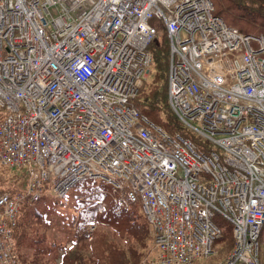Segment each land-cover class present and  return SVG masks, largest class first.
Listing matches in <instances>:
<instances>
[{"label": "bare ground", "instance_id": "6f19581e", "mask_svg": "<svg viewBox=\"0 0 264 264\" xmlns=\"http://www.w3.org/2000/svg\"><path fill=\"white\" fill-rule=\"evenodd\" d=\"M101 1L114 4L115 13H106L104 8L99 7L90 20L98 23L103 19L104 25L98 28L97 35L110 37L112 44L116 46L123 41L121 31L128 27L125 15L119 13L126 2L143 3V6L139 7L143 10L136 14L140 16L141 29L149 33H153L154 30L156 33L164 32L162 38L166 39L169 47L171 35L168 32V24L175 22L178 25V29L175 30L178 32L176 35L182 37L177 48V53L181 57L199 49L201 45L196 36L183 32L186 29L192 30V23L197 22L201 12V0L192 2L182 0ZM33 18V12L26 15L22 8H18L15 10L12 22V28H18L27 39V47L31 49L29 59L38 64L31 70V73L36 74L27 82L34 77H42L45 64L50 57L49 54L54 48V45L46 39L44 32L31 30L30 23ZM64 21L61 42L69 47L74 43L75 33L81 26H75V21L68 18ZM190 21L192 23H189ZM226 24L235 32L250 35L241 32L227 22ZM198 28L205 32L208 24H199ZM158 38L159 36L155 35L147 47L150 56L147 67L151 71L153 70V59H151L150 46L157 42ZM162 38H159L160 41ZM39 39H43L44 43L35 49V43ZM75 52L72 49L69 54L76 57ZM206 53L207 51H201L199 56H204ZM114 56L115 54L110 55V57ZM96 59H99V55ZM193 60L194 58L190 59V61ZM182 62L185 61L179 63ZM17 63L18 60H15L14 65L7 63L0 66V123L9 118L14 121L20 120L30 112L36 113L47 121L50 117L48 101L37 98L35 92L28 86L17 84L14 81L15 76H19L18 73L14 74ZM82 64L84 72L87 73L91 66L85 62ZM126 70V77L115 83L104 78L103 72L87 75L93 88L102 91L103 99L91 104L81 101L77 112L79 123L76 129L82 130L86 125L91 136H83V139L87 143L94 142L98 149L96 160L86 166L91 181L90 188L94 192L93 195L97 196L96 215L93 218L92 228L96 229V226L100 225L101 218L108 216L105 209L108 208L107 200H111L112 205L120 210L134 211L149 229L153 247L141 256L142 260H139L138 264H184L187 259L198 258L202 259L190 261L189 264H199L200 261L206 262L205 264H262V245L256 248V241L250 238L249 234L231 231L230 236L235 239L231 248H222L224 244L221 242L224 228L233 229L234 222L249 224L250 214L248 210H245L246 207H258L259 215L264 214V156L256 158V162L260 165H251L253 177L250 182L260 180V185L246 184L250 189L257 187L256 195L244 200L238 197L236 201H233V197L237 196L234 193L233 176L238 173L239 179H249L250 174L244 172L243 169L235 171L240 167V161L235 157L236 137L231 135V132L236 131L239 137L248 138L256 132L243 123L244 117L238 113L237 109L241 101L235 103L229 122L220 120L222 104H219L207 117L190 118L185 122L177 119L178 128L167 129L161 122L151 120L138 107V101L148 76L142 74L136 67H128ZM175 74L176 72H173L168 75L166 80V103L172 112L173 103L170 92L175 86ZM200 83L201 80L197 77L189 81L190 101L187 105L193 104L194 110L197 109L201 99L213 94L198 90ZM137 84H140L138 93H134ZM93 107L96 108V112L91 115L90 110ZM241 112L246 113L243 109ZM198 127L201 128L200 131H196ZM87 131L82 130L85 134ZM142 133H146L141 139L142 142L136 147H131L130 141L140 138ZM26 139L30 140V133L26 134ZM240 142L244 145L247 140L242 139ZM165 144L168 145L165 146ZM165 152L168 154L163 159L155 163L149 161L153 154L162 156ZM18 156L19 150L13 148L0 157V165L17 172L20 169L16 166ZM126 171L135 173V183L146 188L148 195H135L130 192L129 187H123L118 176ZM39 177L38 171L28 174L26 186L36 184L34 180ZM110 182L116 185L115 190L108 184ZM0 192L6 191L0 190ZM21 194L28 195L26 191ZM83 196L84 194L80 195L81 198ZM40 201L41 199L34 203ZM215 202H226L232 205L231 211L222 214L219 205ZM20 216L15 219H19ZM203 223H207L211 239H214L221 230L220 237L216 242L209 239L194 240L192 248L184 251L183 248L189 244L186 231L194 225ZM70 234L73 237L76 236L77 239L91 241L85 229L79 224L71 225ZM172 240L174 242H171ZM237 249L242 250L243 255L234 254ZM251 250L255 252L250 258L248 254Z\"/></svg>", "mask_w": 264, "mask_h": 264}, {"label": "built area", "instance_id": "2783aa9c", "mask_svg": "<svg viewBox=\"0 0 264 264\" xmlns=\"http://www.w3.org/2000/svg\"><path fill=\"white\" fill-rule=\"evenodd\" d=\"M201 3L197 22H189L192 23V30H182L185 34H193L198 38L197 41L201 44L199 49L183 57L178 55L177 48L182 37L176 35L178 25L175 22L168 24V32L171 35L169 75L176 72L177 80L170 92V98L174 113L183 122L190 118L207 117L219 104H222L220 120L229 122L235 103L241 101L237 110L240 116L244 117L243 123L256 130L249 138L239 137L236 131L231 132V135L236 137L235 157L240 161V167L235 171L243 169L250 174L249 179H239L238 173L233 176L234 193L237 195L233 197V201L238 197L244 200L257 193V187L250 189L246 184L260 185V180L250 182L253 177L251 165H260L256 158L264 156V36L243 35L233 31L215 14L212 0H201ZM140 6H143V3L126 2L119 10V13L125 15L128 27L121 31L123 41L116 46L112 44L110 37L97 35L98 28L103 26L105 21L102 19L94 23L90 20L99 7L104 8L106 13H115L114 4H106L101 0H0V66L7 63L14 65L15 60H18L14 74L18 73L19 76H15L14 81L20 85L25 84L35 92L37 98L45 99L49 103L50 117L47 121L30 112L20 120L9 118L0 123V157L17 148L19 156L16 166L27 174L34 171L40 174L39 179L34 180L36 184H29L27 194L33 202L41 199L43 183L49 179L53 178L54 190L60 195H65L82 180L89 179L86 166L96 160L98 149L94 142L87 143L83 139V136H91L86 125L82 128L87 131L86 134L76 129L79 123L77 112L81 101L86 104L97 103L103 99V93L94 89L86 76L103 72L104 78L115 83L126 77L128 67H136L147 76L150 73L151 70L147 67L150 60L147 47L158 33L155 30L149 33L141 29L140 16L136 15L143 10ZM18 8H22L26 15L34 13L30 23L31 30L44 32L46 39L54 45L42 77H34L30 82L27 80L36 74L31 73V70L38 64L29 59L31 49L27 47V39L18 28H12L15 10ZM66 18L75 21V26H81L75 33L74 43L69 47L61 42ZM202 23L208 24L205 32L198 28ZM43 43V39L37 40L35 49ZM72 49L76 51V57L69 54ZM201 51L207 53L199 56ZM111 54L115 56L110 57ZM98 55L99 59H96ZM202 57L205 59L202 60ZM191 58L194 60L190 61ZM180 61L185 62L179 63ZM83 62L91 66L87 73L84 72ZM194 77L201 80L198 90L213 93L208 98L201 99L196 110L193 104L187 105L190 101L189 81ZM139 85H136L134 93H138ZM241 109L246 113H242ZM95 112L96 108L93 107L90 114L94 115ZM200 130V127L196 128V131ZM27 133H30V140L26 139ZM145 135L146 133H142L140 138L130 141V146H138ZM242 139L247 140L244 145L240 142ZM167 154L168 152L162 156L153 154L149 161L155 163ZM118 178L123 187H129L133 194L148 195L146 188L135 183L133 171H126ZM108 184L113 190L116 189L113 182ZM24 199L25 195L0 192V236L9 230V226L16 225L15 218ZM215 204L219 205L222 214L231 211L232 205L226 202ZM245 210L250 214L249 224L234 222L235 230L249 234L250 238L256 241V248L260 247L264 214L259 215L260 211L255 206L246 207ZM186 233L189 244L183 248L184 251L192 248L194 240L209 239L216 242L221 230L211 239L207 223H203L190 227ZM254 252L255 250L250 251V258ZM234 254L243 255V251L237 249ZM198 259H187L184 264Z\"/></svg>", "mask_w": 264, "mask_h": 264}, {"label": "trees", "instance_id": "16d2710c", "mask_svg": "<svg viewBox=\"0 0 264 264\" xmlns=\"http://www.w3.org/2000/svg\"><path fill=\"white\" fill-rule=\"evenodd\" d=\"M212 1L215 14L229 25L237 27L245 34L264 36V0ZM150 49L153 70L150 72L149 80L147 78L144 83L139 103L145 109L146 114L149 110L151 111L149 114L151 120L158 118L161 122L164 117L167 128H178L176 121L178 118L173 117L174 112H170L166 103V80L169 75L170 62L169 43L162 38L161 41L152 43ZM159 81L162 82V87L157 89ZM143 97L148 100L142 101ZM18 172L24 171L19 170ZM90 183V179H85L77 187L93 200L97 196L93 195ZM0 190L6 191L3 188ZM107 202L108 208L105 211L108 216L102 217L100 225L96 226L92 234H89V237H94L89 242L87 239H77L76 236L73 237L70 234L75 216L69 219L64 214L62 222L58 223V202L56 201L55 207H49L42 199L39 205H34L32 208L33 211L35 210L33 221L26 216L23 219L21 216L18 220L16 229L19 234L17 237L21 261L24 264H138L139 260H142L141 256L153 247L149 229L134 211L120 210L112 205L111 200ZM80 205L84 206V209L80 214L78 224L86 231V228L94 222L96 208L87 205V202L80 203ZM53 226L65 231L62 238H51L50 227ZM231 231L230 228H224L221 237V242L224 244L222 248H227V243L234 242V238L230 236ZM38 232L39 235H37ZM66 241H71L73 248L62 255L60 262H56L57 247H65ZM263 251L262 264H264Z\"/></svg>", "mask_w": 264, "mask_h": 264}, {"label": "rangeland", "instance_id": "374dc122", "mask_svg": "<svg viewBox=\"0 0 264 264\" xmlns=\"http://www.w3.org/2000/svg\"><path fill=\"white\" fill-rule=\"evenodd\" d=\"M215 7V6H214ZM164 35L163 32L159 34V38H162ZM157 39V42L160 41V39ZM150 75V74H149ZM149 77V76H148ZM149 80V78L147 79ZM162 87V82H158L157 89H160ZM145 88V87H144ZM154 88V87H153ZM152 88V89H153ZM148 99L142 98V101H146ZM138 107L141 109L143 113L146 114L145 109L141 106V104L138 101ZM150 110L148 111L147 116L149 117ZM171 112V111H170ZM174 112V111H173ZM172 113V112H171ZM175 114V113H174ZM173 115V117L176 119V114ZM150 118V117H149ZM178 118V117H177ZM180 120V119H179ZM156 122L160 123V120L158 118H155ZM177 121V119H176ZM163 125L167 127V124L165 122V118L163 117V120L161 121ZM168 129V128H167ZM10 170V171H9ZM6 168L3 165H0V188H3L4 190L13 193L14 195H20L21 193L26 191L28 193L29 185L26 186L27 183V173L26 172H15L11 169ZM12 171V172H11ZM6 180V181H4ZM53 178L49 179L48 181H45L42 186V193L41 197H43V202L46 203L49 207H55L56 201L57 204V211H59V216L57 218L58 223L62 222V216L65 214L68 216L69 219L73 218L76 215L77 211V200L80 195L83 194L81 189H77L76 187H73L70 191H68L64 196L58 194L54 190V184H53ZM34 205H39L38 203H34L32 201V198L29 195H25V199L22 203V207L18 213V216L21 215L22 219L23 217L28 218L29 220L33 221L35 210L33 211L32 208H34ZM17 216V217H18ZM20 216V218H21ZM21 219V220H22ZM18 220L16 221V225L9 226V230L3 233V235L0 236V264L6 263V264H24L20 259V251L18 247V230L16 229ZM51 229V238L56 237L57 239H60L63 237V234L65 231H62V228L53 226L50 227ZM17 230V231H16ZM95 231V229H92ZM232 231H236L235 227L232 229ZM88 239L93 240L94 237H89L88 232ZM40 233L38 232L37 235ZM36 235V236H37ZM262 238V240H261ZM235 242V239H234ZM234 242L227 243V247L231 248ZM260 244L262 245V248H264V225L261 231L260 235ZM73 248L71 241H66L65 247H57V256H56V262H60L62 255L71 250ZM226 248V247H224ZM263 251V249H262ZM264 252V251H263ZM206 262L200 261L199 264H205Z\"/></svg>", "mask_w": 264, "mask_h": 264}]
</instances>
